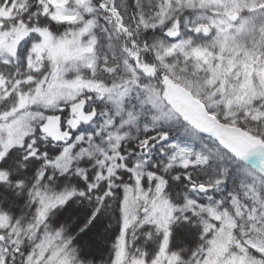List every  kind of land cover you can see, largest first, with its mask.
<instances>
[{"label": "snow or ice", "instance_id": "snow-or-ice-1", "mask_svg": "<svg viewBox=\"0 0 264 264\" xmlns=\"http://www.w3.org/2000/svg\"><path fill=\"white\" fill-rule=\"evenodd\" d=\"M0 264H264V0H0Z\"/></svg>", "mask_w": 264, "mask_h": 264}]
</instances>
